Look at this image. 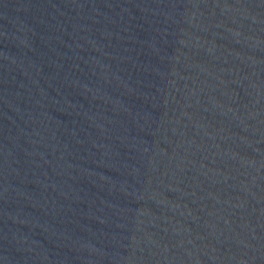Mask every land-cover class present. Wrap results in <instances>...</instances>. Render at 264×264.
I'll list each match as a JSON object with an SVG mask.
<instances>
[{"label": "water", "instance_id": "obj_1", "mask_svg": "<svg viewBox=\"0 0 264 264\" xmlns=\"http://www.w3.org/2000/svg\"><path fill=\"white\" fill-rule=\"evenodd\" d=\"M0 264H264V0H0Z\"/></svg>", "mask_w": 264, "mask_h": 264}]
</instances>
